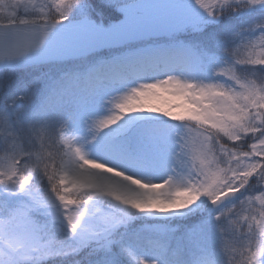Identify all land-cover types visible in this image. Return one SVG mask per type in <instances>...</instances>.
Returning a JSON list of instances; mask_svg holds the SVG:
<instances>
[{
  "label": "snow or ice",
  "instance_id": "snow-or-ice-1",
  "mask_svg": "<svg viewBox=\"0 0 264 264\" xmlns=\"http://www.w3.org/2000/svg\"><path fill=\"white\" fill-rule=\"evenodd\" d=\"M0 264H264V0H0Z\"/></svg>",
  "mask_w": 264,
  "mask_h": 264
},
{
  "label": "rangeland",
  "instance_id": "rangeland-1",
  "mask_svg": "<svg viewBox=\"0 0 264 264\" xmlns=\"http://www.w3.org/2000/svg\"><path fill=\"white\" fill-rule=\"evenodd\" d=\"M35 2H36V3H40L41 0H35ZM11 75H12V79H13L14 86H15V83L18 82V81H17V75H16V73H12ZM147 224H148V222H145V227H147Z\"/></svg>",
  "mask_w": 264,
  "mask_h": 264
}]
</instances>
